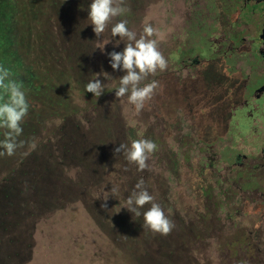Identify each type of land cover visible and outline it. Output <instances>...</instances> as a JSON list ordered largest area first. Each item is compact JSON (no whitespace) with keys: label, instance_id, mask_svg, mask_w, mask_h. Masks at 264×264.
I'll use <instances>...</instances> for the list:
<instances>
[{"label":"trees","instance_id":"1","mask_svg":"<svg viewBox=\"0 0 264 264\" xmlns=\"http://www.w3.org/2000/svg\"><path fill=\"white\" fill-rule=\"evenodd\" d=\"M90 4L91 0H0V65L10 71L11 79L22 84L30 105L21 125L23 132L17 138L24 146L13 156H0V264L26 261L32 245V228L48 211L53 216L59 213L60 223L72 224L83 232L90 219L94 224L95 232L90 233L94 241L108 237L117 252L121 250L129 257L127 264H139L136 245L157 234L142 228L143 216L133 217L122 207L140 179L163 210L170 200L158 198L153 190L161 182L154 179L158 172L155 153L144 171L128 163L123 152L114 154L121 143L130 146L133 140L141 139L140 113L136 114L126 96H115L119 78L125 72L112 69L107 53L122 51L124 43L115 46L114 41L119 39L116 37L103 51L98 48L112 39L111 24L120 20L136 23L145 3L124 0L128 11L115 17L99 38L88 20ZM133 30L141 32L138 27ZM162 49L169 60L171 50ZM96 77L105 86L98 98L85 92L86 83ZM152 80L158 81L159 87L143 109L150 114L149 125L155 123L160 107H171L173 95L167 71L150 75L141 86ZM6 101L7 95L0 89V103ZM97 123L101 126L95 127ZM6 131L0 128V141ZM105 185L110 191L117 189L111 200ZM162 188L164 193L169 191L167 185ZM102 203L108 208H102ZM177 205L169 213L171 221L187 233L185 236L201 239L204 230L200 231L201 238L200 232L198 236L192 234L187 205ZM150 207L145 205L143 210ZM217 210L219 214L220 209ZM197 214L198 221L205 218L202 208ZM213 217L210 232L217 230L218 217ZM119 228H126L129 238ZM237 233L240 231L229 228L221 247L210 244L213 248L208 249L203 240L193 243L188 253L189 264H229L231 256L245 264V260L250 263L263 255L261 247L236 246L232 239ZM183 253L178 249L175 258L165 253L162 263L183 264Z\"/></svg>","mask_w":264,"mask_h":264},{"label":"rangeland","instance_id":"2","mask_svg":"<svg viewBox=\"0 0 264 264\" xmlns=\"http://www.w3.org/2000/svg\"><path fill=\"white\" fill-rule=\"evenodd\" d=\"M141 1L145 4L140 11L137 22L133 23L127 21V26L131 30H133L134 27H138L142 31L145 24H151L157 29V35L154 38L158 40L159 50L168 62L166 51L164 52L162 48L168 47L170 49L174 43L171 35L167 32V22H164L167 19L166 11L169 1ZM179 3H181V1H179ZM182 45L181 43L180 46ZM17 67L18 66H15V69ZM167 70L168 65L167 69L163 72ZM163 72L158 71L157 73L161 74ZM191 98L192 101L190 102V106H192V108H185L183 104L180 103L178 106L180 113L176 114V116L170 114V112L168 113L171 107H160V113L155 117V123L152 125L148 124L150 114L142 110L139 115V119L141 120V127L139 130L142 133L141 139L151 140L158 146L154 152L155 155H157L156 160L158 162L156 165V170L158 172L154 179L161 182H159L153 190L157 193L158 198L170 199L164 208V212H166L165 215L171 220V214L169 215V213H171V211L173 213L176 206H178L177 204L187 205L185 208L189 209L188 213L191 215V226L194 230L192 234L198 236V232L204 230L203 237L201 238V232L199 235L201 239H193L194 237H191L190 234L185 236L187 233L179 230L176 225L177 223L172 220L175 227L170 234L161 235L156 233L157 235H152L148 241L144 240L140 245H136L134 251L137 253L135 257L139 264H163L162 255L171 253L172 257L175 258L178 249L184 251V260H181V262L183 264H189L191 258L188 257V253L190 248L193 247L191 246L193 243L195 245L200 240H203L207 248L211 249L213 247H209L210 244L221 247L226 242L228 229H231V227L224 218L225 213L231 214L232 221L235 222V218L238 216L234 217V211H244L246 208L251 209L249 210L251 212L253 209L260 212L263 210V207L258 205L260 200L256 203L257 205L254 203L256 196L255 191H264V174L260 173L259 170H253L245 166V170H241V176L239 178L233 176L235 183L231 182L232 180L226 183L223 181L221 183V179L216 183V179L212 177L210 179L209 169L205 168L202 175L200 170H195L197 169L196 164H200L201 162L198 160V153L206 150V144H213L212 152H214L216 157L221 154H228V152L233 150L232 148L237 151L245 147L246 132L243 131L244 134H241V132L235 130L237 136L235 145L232 146L227 144L225 139L229 138L231 132L230 126L225 127L222 125V119L217 120L218 124H216L214 121L218 119L215 117L217 115L214 116L215 119H210L208 115L210 109L205 107L200 108L203 104L199 94L192 95ZM240 125L243 126V123L240 122ZM99 126H101V123H97L95 127ZM152 138H154V140H152ZM197 142H201V146H199ZM207 153L210 154V152ZM112 157H114L113 154ZM222 173L224 175L226 174L224 169ZM165 185L169 187V191L166 193L162 191V187ZM253 187H255V189L251 191V195H253L251 198L245 193L240 192V197L242 196L244 203L240 200L236 202L234 196H238V191ZM103 188L108 194L107 198L111 200L114 193H112L106 185ZM222 190L224 191L220 192ZM231 193H234L232 197ZM164 201L163 199V202ZM222 205L225 209L224 211L217 210L220 212V215H217L215 208ZM196 206L198 209L202 208V211H204L205 218L200 220L202 221V226L200 221H198L199 219L197 220L195 217L198 210ZM213 214L218 217L215 218L218 224L216 227L217 230L210 232V226L214 221ZM246 218L250 219L245 229L246 227L254 226L252 229L257 230L256 227H258L257 225L259 224L257 215H247ZM261 222H263V219ZM241 227L244 228L243 226ZM84 229L85 232L77 230L72 224L60 223L59 213L54 214V216L51 211H48L45 215L42 214V216L38 218L36 225L32 228V245L29 249L30 251L26 261L21 264H127L126 261H129V257L125 253L123 254L121 250L117 252L108 237H105V239L103 238L101 242H99V240L94 241L90 235L91 232H95L94 224L90 219L87 227ZM107 229L109 230V228ZM245 229L244 231L247 232ZM118 230L125 234L124 237L128 236L126 228H119ZM128 231H132V229L129 228ZM206 232L207 235H205ZM245 232L242 235H245ZM230 246L233 245L231 244ZM203 247L205 249L204 245ZM207 248L206 250H208ZM232 257L233 256L230 258L229 264H242L241 259L234 261L235 259H232ZM254 259L255 260L250 263L245 260V264H264V253L260 257H254Z\"/></svg>","mask_w":264,"mask_h":264},{"label":"flooded vegetation","instance_id":"3","mask_svg":"<svg viewBox=\"0 0 264 264\" xmlns=\"http://www.w3.org/2000/svg\"><path fill=\"white\" fill-rule=\"evenodd\" d=\"M168 1L164 22L174 42L167 70L173 92L170 114L180 113V103L192 108L191 96L199 94L200 108L210 109V119L218 118L216 124L222 119V125L230 126L227 144L235 145V130L246 132V145L240 151L232 148L216 157L213 144H206V150L198 153L201 162L195 170L202 175L209 169V177L216 183L220 179L221 183H235L233 176L239 178L245 166L264 174V0ZM201 142L197 144L201 146ZM254 189L244 188L234 199L244 203L240 192L251 198ZM255 194L254 203L260 200L262 212L246 208L234 211L235 222L231 214L225 213L224 218L231 229L241 231L232 239L236 246L261 247L264 252V191ZM218 208L225 209L223 205ZM254 214L259 218L257 230L254 226L245 229L250 219L246 216Z\"/></svg>","mask_w":264,"mask_h":264},{"label":"clouds","instance_id":"4","mask_svg":"<svg viewBox=\"0 0 264 264\" xmlns=\"http://www.w3.org/2000/svg\"><path fill=\"white\" fill-rule=\"evenodd\" d=\"M128 9L124 6V0H91L88 11V20L93 27V32L99 38L108 29L115 17L124 15ZM127 20H120L111 24L110 34L112 39L108 40L102 47L112 42L114 38L115 46L124 43L122 51H111L107 55L110 57L109 63L113 70L125 72L119 78V86L115 89V96L119 98L127 97L129 104L133 105L136 114H139L156 93L159 83L152 80L141 86V82L150 75H155L157 71H165L168 62L158 47L157 29L151 24H145L138 34L129 29ZM107 73V72H105ZM10 71L0 65V89L7 95V101L0 103V128L7 131L4 139L0 141V156L5 154L13 156L18 148L24 146V142H17V138L22 134V122L29 112V103L23 91L21 83L10 78ZM98 77V76H97ZM89 80L85 85V92H90L96 98L104 92V83L99 78ZM36 145L33 143L32 148ZM157 145L148 139L133 140L129 145L121 143L114 149V154L123 152L128 163L137 166L139 171L149 168L147 161L153 154ZM113 193L117 189L111 190ZM107 200V199H105ZM151 207L143 210L145 205ZM102 208H108L106 203L101 204ZM133 214V217L143 216L142 228L150 230L152 233L168 235L174 229L175 224L165 215L164 210L154 201V197L144 186L143 179H140L130 195H128L125 205ZM143 210V211H142ZM134 220V219H133Z\"/></svg>","mask_w":264,"mask_h":264}]
</instances>
